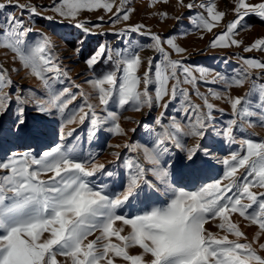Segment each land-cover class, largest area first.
Returning <instances> with one entry per match:
<instances>
[{
    "label": "snow or ice",
    "instance_id": "obj_1",
    "mask_svg": "<svg viewBox=\"0 0 264 264\" xmlns=\"http://www.w3.org/2000/svg\"><path fill=\"white\" fill-rule=\"evenodd\" d=\"M114 3L115 0H53L51 11L61 18L60 23L75 21L73 26L84 34L96 35L85 26L87 21L77 17L82 10L104 9L112 13L111 23L128 21L134 11L126 7L128 0H121L115 12ZM179 4L189 10L197 7L183 0ZM10 6L18 8L21 15L8 12L0 21V48L12 54L10 67L0 63V146L7 141L19 150L7 151L0 159V264H116L117 258L130 264H264V256L252 243L240 242L245 234L231 220L232 214H239L264 233V191L252 190L264 189V139H241L240 151L223 159L215 154L218 145L236 143L235 133L245 125L264 126V82L258 83L260 76H253L251 71L259 69L264 73V61L242 57L240 73L232 77L213 74L204 67L192 69L182 60L171 59L165 49L167 44L176 53L186 51L173 37L162 38L142 24L130 25L117 34L148 36L151 43L143 47L153 49L159 58L149 57L140 76L138 70L144 61L139 45L113 51L100 44L85 64L94 69L106 59L113 64V70L87 81L98 98V104H94L88 93L57 87L71 80L69 70L54 55L51 37L31 27L37 16L49 21L56 17L42 16L36 6L13 5V0H2L0 13ZM199 8L206 15L198 14L195 26L208 32L226 15L211 0L200 3ZM24 12L31 21L23 18ZM233 13L225 30L210 41L211 47H239L242 41L235 37L244 27L245 18L256 16L264 21V0H234ZM159 15L167 17L168 13ZM253 49L264 51V37L243 50ZM21 68L26 76L39 81L38 89L25 91L16 87L10 73L19 74ZM200 82L221 84L224 91L209 89L206 95L197 87ZM245 83H249V89L244 95H227L228 89ZM184 85H189L191 91ZM74 87L80 89L79 85ZM193 94L202 104L192 101ZM209 96L230 104L233 118L221 128L214 127L213 112L222 110L210 102ZM78 97L82 102L71 107ZM174 102L178 106L165 123ZM113 107L138 112L148 109L149 113L155 107L164 109L154 118L160 131L143 125L150 139L145 144L125 143L124 147L137 155L125 160L127 174L122 171L118 179H113V172L107 171L105 164H96L91 153L81 155L75 145L65 143L76 129L67 134L63 131L66 124L78 120L81 125L88 122L89 140L103 130L127 135L119 123L120 112ZM30 110L36 113L31 120ZM57 114L63 119L58 142L52 128ZM189 138H194L195 143L189 145ZM113 155L120 159L119 153ZM214 162L224 165L222 177L196 187ZM104 174L111 188L103 180L97 183ZM189 186L195 190H186ZM115 188L121 191L111 190ZM161 194L166 200L158 199ZM125 209L134 212L125 213ZM217 218V227L238 239L230 240L228 234L218 237L205 228L206 223ZM117 222L121 227H115ZM125 227L129 231L122 234ZM97 231L99 235L89 239ZM113 237L119 243L113 242ZM133 246L141 251L130 254L128 249ZM259 248L264 250V244Z\"/></svg>",
    "mask_w": 264,
    "mask_h": 264
},
{
    "label": "rangeland",
    "instance_id": "obj_2",
    "mask_svg": "<svg viewBox=\"0 0 264 264\" xmlns=\"http://www.w3.org/2000/svg\"><path fill=\"white\" fill-rule=\"evenodd\" d=\"M2 2V0H0ZM202 2H209V0H183L184 4L194 3L197 7L189 10L186 7L180 6L179 0H168L167 3H163L162 0H128L126 7H131L134 9L130 13V19L128 21H119L118 23H111L109 17L112 16L111 12H107L104 9H96L92 11L82 10L80 15L77 17L80 21H87L86 27L92 30V32L97 33L96 35L84 34L81 29L74 27L75 21L72 24L67 22L60 23V17L51 11L53 5V0H13V5L16 3L32 5L37 7V11L42 13V16H54L55 20L49 21L43 19L41 16L34 18L35 22L31 23V27L35 31L43 32L44 34L51 37L54 44V55L58 57V62L69 70V75L71 77L70 81H66L64 85H57V87H71L72 91L78 92L83 91L90 94V102L98 104V98L94 94L91 85L87 82L89 79L95 78L102 73L109 72L113 70V64L105 60H101L94 69L87 68L85 61L88 59L93 52L99 48L100 44H106L113 51L124 50L126 48H135L137 45L140 46V55L144 61L138 74L143 75V72L147 68V60L149 57L159 58V54L153 49H148L143 47L144 45L151 43L150 39L146 35H141L139 33H121V31L130 25L142 24L146 26V29L151 30V32L160 34L162 38L173 37L175 42L180 47L186 49L184 53L174 52L170 46L164 45L165 49L171 54V59L182 60L183 64L196 69L199 67H204L209 69L213 74L219 72L225 76L232 77L239 75L240 68L242 65V57H254L264 61V51L253 49L250 52H244V48L250 46L257 38L264 37V21H261L256 16H249L244 20V27L239 30L238 35L235 37L242 41V44L231 47H211L210 41L215 35L219 34L221 31L225 30L226 24L234 18L233 8L234 0H211L217 5V10L224 11L226 13L225 17L213 28L211 32L203 29H199L195 26L194 21L196 20L198 14L205 13L204 9L199 8V4ZM251 3H259L260 0H250ZM121 0H115L113 12H115L116 7L120 6ZM152 5L151 7L149 5ZM8 12H12L17 16L21 15L18 8L10 6L5 10L4 13H0V21H3L4 15ZM162 12H167V17H161L159 14ZM103 17L101 21L99 18ZM176 17H180L179 20ZM23 18L26 21H31L28 12L23 13ZM99 25V27H95ZM35 35V33H33ZM202 37V38H201ZM32 37H30L31 39ZM38 38V37H37ZM83 41L82 44L79 42ZM79 48L80 51L77 52L76 49ZM11 52H7L6 49L0 48V63L4 67H10L12 65ZM18 66V65H17ZM253 76H260L259 82H264V73L259 69L251 70ZM199 75L198 73H195ZM11 78L15 81V85L18 89H38L39 81L35 78L25 75V70L20 69L19 74L16 72L10 73ZM211 80V76L208 77ZM74 85H79L80 89L77 90ZM143 85H141V88ZM184 87L191 88L189 85H184ZM199 91L204 94H208L209 89L224 91V86L221 84L203 83L197 84ZM249 89V83H245L242 87L233 86L227 90V95L232 97L244 95ZM8 91V89H5ZM167 99V98H165ZM191 99L194 103L202 104V101L196 96L191 95ZM210 102L217 106L218 109L222 111H214L213 116L215 117L213 125L215 128H221L226 125L227 121L232 119V110L230 104L225 99H214L209 96ZM79 97L76 102L71 106L73 108L78 107L81 103ZM178 105L174 102L169 106L167 111V116L165 118V123L167 122V117L174 114V108ZM87 110V109H85ZM120 112L119 123L121 127L126 131L127 135L113 134L109 133L107 130H103L93 137L91 140L88 139L87 129L89 127L86 121L84 125H81L78 120L75 123L66 124L63 127V131L67 134L72 129H76L71 136H67L65 143L69 145H75L77 151L81 155L92 154V159L96 164H105L107 171L113 172V179H118L121 172H124L126 176L127 170L124 169L125 160L129 157L137 155L136 153L130 152L124 147L125 143H138L145 144L146 141L150 139V133L143 127V125H149L155 131H160L159 127L154 124V118L159 116L160 112L164 111L162 107H155L149 113L148 109H144L141 112L135 111L131 108L125 109H115ZM100 111V108H97ZM34 111H29V119L35 116ZM47 119H52L48 117ZM63 124V119L59 114L55 117V123L52 124V128L57 133L56 139L58 142V135ZM135 128L136 131L132 132L131 129ZM253 133L255 135H253ZM236 143L229 144L227 142L220 144L215 149V154L221 159L223 157L230 155L233 151H240V140L244 138H251L254 140L264 139V126H260L258 123L253 127H245L238 130L236 133ZM79 138V139H77ZM217 139H220L219 137ZM189 145L195 143L194 138H189L187 140ZM115 145H120V147H114ZM150 146V145H149ZM32 147L36 149V145L33 144ZM17 147H14L11 143L5 141L2 146H0V159L4 158V153L7 151H17ZM38 150V149H37ZM113 153H119L120 159L117 160ZM141 156V160H142ZM111 162V163H110ZM215 166L207 171L197 182L196 187H199L202 183H208L215 179H220L224 172V165L222 163H215ZM91 167V164L88 165ZM243 170L241 169V172ZM46 179L47 177H42ZM103 180L111 188V182L107 180L106 174L101 175L97 179V183ZM227 183V181H224ZM182 186V185H181ZM112 191H121L119 188L111 189ZM186 190H195L189 186ZM253 191H264L259 187L253 188ZM154 199H156L154 197ZM160 201L166 200L162 194L158 197ZM247 203L245 199L243 201ZM125 213L134 212L133 209H125ZM232 222L236 223L239 229L245 234L240 237V242H250L253 248H255L259 255L264 256V250L259 248L260 244H264V233H259L258 226L252 224L249 220L244 219L239 216V214H232ZM220 223V219L209 221L205 224V228L218 237H222L226 233L225 231L219 229L217 225ZM115 227H121V223L117 222ZM129 228L125 227L122 234H127ZM258 238H257V234ZM99 235V232H95L89 239H94L95 236ZM230 240L238 239L234 234H228ZM113 242L119 243L116 238L113 237ZM130 254H138L141 250L138 247H131L128 249ZM58 259H62L58 257ZM116 264H130V262L123 261L122 258H117Z\"/></svg>",
    "mask_w": 264,
    "mask_h": 264
}]
</instances>
